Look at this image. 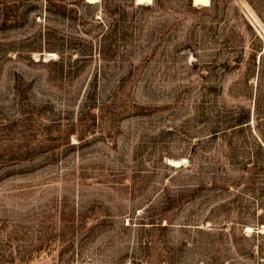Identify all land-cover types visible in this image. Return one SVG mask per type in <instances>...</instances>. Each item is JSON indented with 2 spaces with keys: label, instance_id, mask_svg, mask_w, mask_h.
Masks as SVG:
<instances>
[{
  "label": "rangeland",
  "instance_id": "374dc122",
  "mask_svg": "<svg viewBox=\"0 0 264 264\" xmlns=\"http://www.w3.org/2000/svg\"><path fill=\"white\" fill-rule=\"evenodd\" d=\"M262 219L264 0H0V264H264Z\"/></svg>",
  "mask_w": 264,
  "mask_h": 264
},
{
  "label": "bare ground",
  "instance_id": "6f19581e",
  "mask_svg": "<svg viewBox=\"0 0 264 264\" xmlns=\"http://www.w3.org/2000/svg\"><path fill=\"white\" fill-rule=\"evenodd\" d=\"M101 0H86L88 4L95 5L98 4ZM154 0H135L136 5H152ZM192 4L194 7H208L211 4V0H192ZM172 166H179L180 161H172L170 160Z\"/></svg>",
  "mask_w": 264,
  "mask_h": 264
},
{
  "label": "trees",
  "instance_id": "16d2710c",
  "mask_svg": "<svg viewBox=\"0 0 264 264\" xmlns=\"http://www.w3.org/2000/svg\"><path fill=\"white\" fill-rule=\"evenodd\" d=\"M262 220H264V219H262Z\"/></svg>",
  "mask_w": 264,
  "mask_h": 264
}]
</instances>
